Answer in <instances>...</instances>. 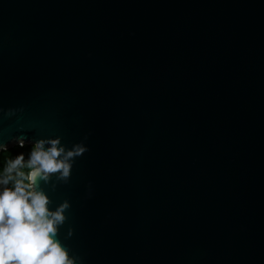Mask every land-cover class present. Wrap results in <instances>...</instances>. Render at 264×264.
Segmentation results:
<instances>
[{
	"label": "water",
	"instance_id": "95a60500",
	"mask_svg": "<svg viewBox=\"0 0 264 264\" xmlns=\"http://www.w3.org/2000/svg\"><path fill=\"white\" fill-rule=\"evenodd\" d=\"M21 136L87 145L45 185L83 264H264V0H0Z\"/></svg>",
	"mask_w": 264,
	"mask_h": 264
},
{
	"label": "clouds",
	"instance_id": "9594fccd",
	"mask_svg": "<svg viewBox=\"0 0 264 264\" xmlns=\"http://www.w3.org/2000/svg\"><path fill=\"white\" fill-rule=\"evenodd\" d=\"M14 139L23 146L22 136ZM32 143L27 159L17 154L0 171V264H83L59 238L70 202L52 206L45 185L55 189V182L67 183L87 145L67 147L58 136ZM67 235H72L71 228Z\"/></svg>",
	"mask_w": 264,
	"mask_h": 264
},
{
	"label": "trees",
	"instance_id": "16d2710c",
	"mask_svg": "<svg viewBox=\"0 0 264 264\" xmlns=\"http://www.w3.org/2000/svg\"><path fill=\"white\" fill-rule=\"evenodd\" d=\"M33 146L25 145V146H15L13 148L3 150L0 153V171L3 170L6 163L13 159L17 154L23 153L25 155V159H27V156L29 152L31 151ZM23 171L27 172V169H23Z\"/></svg>",
	"mask_w": 264,
	"mask_h": 264
}]
</instances>
